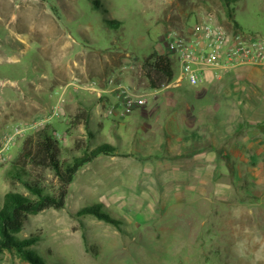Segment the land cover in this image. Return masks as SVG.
Instances as JSON below:
<instances>
[{
  "label": "rangeland",
  "instance_id": "obj_1",
  "mask_svg": "<svg viewBox=\"0 0 264 264\" xmlns=\"http://www.w3.org/2000/svg\"><path fill=\"white\" fill-rule=\"evenodd\" d=\"M91 1L0 0V207L8 192L33 198L11 173L24 138L38 130L17 117L34 88L45 117L63 104L53 117L68 118L47 126L60 161L81 154L76 141L123 155H99L80 168L64 208L31 214L15 237H37L31 250L46 264H264V126L222 136L215 143L227 153L217 159L185 156L194 134L209 141L213 118L225 126L239 111L200 85L173 86L179 64L168 49L173 37L193 39L203 21L227 30L235 21L240 32L264 36V0H99L93 8ZM105 18L118 28L109 30ZM154 50L168 56L174 78L155 77L151 89L143 61ZM122 87L147 103L136 115L107 116ZM96 104L100 113L90 119ZM80 111L87 126L76 124ZM24 178H39L47 191L56 186L50 170ZM96 205L111 221L78 214ZM0 264L29 263L4 251Z\"/></svg>",
  "mask_w": 264,
  "mask_h": 264
},
{
  "label": "trees",
  "instance_id": "obj_2",
  "mask_svg": "<svg viewBox=\"0 0 264 264\" xmlns=\"http://www.w3.org/2000/svg\"><path fill=\"white\" fill-rule=\"evenodd\" d=\"M93 5L99 7V0H92L90 6L93 8ZM104 13H106V9ZM104 22L109 30H115L119 25L118 21L114 19L105 18ZM232 23L234 30L240 29V26L235 21H232ZM143 68L151 89L157 88L155 77L158 81H164L165 83L171 82L174 78L171 61L168 56L159 54L155 50L144 59ZM75 121L76 124L87 126L89 114L85 113V111H80L75 116ZM225 130V127H220V131ZM191 139L193 141L195 139L194 136ZM190 147L192 148L189 151L191 153L198 149L194 142H192V145L190 144ZM74 148L79 150L81 154L72 157L70 162L60 161L58 142L54 138L53 132H49V127L47 126L24 138L21 151L13 163L14 168L11 174L12 177L22 183L33 198L16 192H8L4 195L0 207V254L7 251L18 255L29 264H46L31 250L32 246L38 242L37 237L19 240L15 237V234L22 229L31 214L48 209H63L68 187L77 171L84 165L92 162L99 155L123 156L117 154L116 148L110 144H102L93 149H88L86 145H83L82 141H76ZM201 148L207 150L211 148V144L205 142ZM30 169L50 170L56 182L54 190L47 191L39 178L34 180L24 178V175ZM78 214H91L106 221H111L106 214L101 212L98 205L84 208Z\"/></svg>",
  "mask_w": 264,
  "mask_h": 264
},
{
  "label": "built area",
  "instance_id": "obj_3",
  "mask_svg": "<svg viewBox=\"0 0 264 264\" xmlns=\"http://www.w3.org/2000/svg\"><path fill=\"white\" fill-rule=\"evenodd\" d=\"M168 49L179 64L175 84L186 80L191 86H199L204 81L203 73L206 70L217 72L242 66H264V36L227 30L208 21L199 23L193 39L171 38ZM119 91L116 103L106 110L107 116L123 118L147 103L144 96L136 95L129 88L122 87ZM58 111V107H55L51 116H57ZM22 131L17 129L14 134ZM13 137L6 139L3 150Z\"/></svg>",
  "mask_w": 264,
  "mask_h": 264
},
{
  "label": "crops",
  "instance_id": "obj_4",
  "mask_svg": "<svg viewBox=\"0 0 264 264\" xmlns=\"http://www.w3.org/2000/svg\"><path fill=\"white\" fill-rule=\"evenodd\" d=\"M204 81L200 85L203 90H211L216 95H225L227 98V102L230 103L228 105V109H235L241 113L240 116L238 113V119L233 118L231 123L223 126L221 122L217 120V117L213 118L209 126L211 127V131L209 134V141L204 140L198 135L194 134L193 142L198 149H196L193 153L189 152L185 156L189 155H198L203 153H209L212 158L217 159L221 154H225L227 152L219 153V145H216L215 142L219 140L222 136L232 134V132L238 133L239 128L242 126H252L259 125L264 126V66H242L229 70H221V71H211L206 70L203 73ZM173 86H175V80L171 82ZM33 95L29 96L30 102L28 103L27 94H24L22 107L19 103L17 105V117L18 121L22 123V125L35 127V128H43L44 126H51L55 129L56 126H64L67 125L68 118L61 116L57 117H45V105L42 104L43 99L38 97L36 94L39 93L38 88H34ZM37 104V105H36ZM62 105L59 107L60 114H62ZM143 107V106H142ZM142 107L136 108L132 113L128 116L136 115L137 110L143 109ZM219 109V108H217ZM250 111V115L248 112ZM66 112V111H65ZM90 119L94 118L96 115L98 116L100 113V108L96 104L91 107L90 110ZM218 112V110H217ZM247 114V115H246ZM254 114V115H253ZM240 116V117H239ZM36 117V118H34ZM61 119H60V118ZM52 118H57L52 121ZM30 120H35L31 122ZM250 124V125H249ZM233 127L234 131H230L231 133H227V127ZM241 126V127H239ZM220 127H225V131H220ZM251 128H255L252 126ZM250 128V129H251ZM255 130V129H254ZM238 131V132H237ZM250 131V130H249ZM57 133V132H56ZM65 133V131H64ZM247 133V132H246ZM66 134V133H65ZM247 140V139H245ZM260 142L264 141V132L262 133V137L258 139ZM189 144H191V140ZM202 141L211 144V148L207 150H203L199 144ZM198 145V146H197ZM189 146V145H188ZM264 149V146L260 148ZM114 157V156H113Z\"/></svg>",
  "mask_w": 264,
  "mask_h": 264
}]
</instances>
